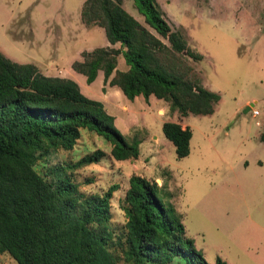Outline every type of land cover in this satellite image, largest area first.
<instances>
[{
	"label": "trees",
	"instance_id": "trees-1",
	"mask_svg": "<svg viewBox=\"0 0 264 264\" xmlns=\"http://www.w3.org/2000/svg\"><path fill=\"white\" fill-rule=\"evenodd\" d=\"M124 0H84L85 26L103 28V46L82 52L72 68L92 83L99 70L103 85L117 86L127 99L150 95L168 103L171 112L210 115L220 94L190 78L193 68L178 56L200 61L184 35L172 30L157 0H133L145 23L124 7ZM121 55L126 70H118ZM104 90V87H103ZM103 103L82 93L70 78L42 74L33 63H18L0 51V254L16 264H209L186 234L169 190L132 175L124 196V231L111 229L110 199L105 193L85 195L69 170L97 163L105 152L95 149L77 161L48 168L50 178L35 169L58 150H72L82 129L111 145L122 161L139 156L140 139L128 141ZM162 132L178 159L190 152L191 129L165 121ZM264 141V134L261 135ZM213 264H227L217 256Z\"/></svg>",
	"mask_w": 264,
	"mask_h": 264
},
{
	"label": "rangeland",
	"instance_id": "rangeland-1",
	"mask_svg": "<svg viewBox=\"0 0 264 264\" xmlns=\"http://www.w3.org/2000/svg\"><path fill=\"white\" fill-rule=\"evenodd\" d=\"M83 1L0 0V51L18 63H31L44 55L48 64L65 65L76 57L77 49L82 60L83 51L107 45L104 30L98 26H86L80 39H72ZM157 3L171 29L181 32L189 47L203 56L200 61L187 55L178 58L193 68L190 78L220 94L214 112L182 118L163 100L153 97L147 104L140 95L133 101L120 90L108 93L106 102L102 77L90 84L80 80L83 94L106 102L105 109L116 117L115 125L128 141L138 136V158L113 159L108 141L82 129L72 150L56 151L35 169L50 178L49 167L71 164L95 149L103 150L99 162L68 169V174L85 195L103 194L117 186L110 199L114 233L124 231L129 178L140 175L172 193L187 236L209 264L217 256L227 264H264V141L260 138L264 134V0ZM123 7L161 38L145 23L133 0H124ZM118 57L116 68L126 70L123 57ZM245 106L251 107L247 113ZM252 109L259 114L253 116ZM171 120L192 131L189 155L181 159L162 132V123ZM0 264L16 261L3 253Z\"/></svg>",
	"mask_w": 264,
	"mask_h": 264
},
{
	"label": "crops",
	"instance_id": "crops-1",
	"mask_svg": "<svg viewBox=\"0 0 264 264\" xmlns=\"http://www.w3.org/2000/svg\"><path fill=\"white\" fill-rule=\"evenodd\" d=\"M81 10V9H80ZM80 24L77 26V32L76 31H73V37H72V39L74 40V39H80V35H82L81 33H83V32H85V30L87 31V27L85 26V24H83L82 23V21H81V17H80ZM77 34V35H76ZM80 34V35H79ZM116 44H119V43H116ZM116 44H114V45H111L108 41H107V45H105V46H113V47H116ZM74 56H76V57H73V59H69L67 62H66V64L65 65H59V64H57V63H52V64H48V62H46L45 60L47 59L44 55H42L41 56V58L40 57H36L35 59H34V61H32L31 63H33V64H35L37 67H38V69H39V71L42 73V74H44V75H47V76H57V77H65V78H70V79H72V80H74V81H76L77 83H79V81L81 80V81H83L84 79H86V77L83 75V74H81V73H78V72H76L75 70H73V68H72V63L75 61V60H79V59H81V51H78V49L75 51V53H74ZM45 57V59H43ZM53 57H54V55H53ZM118 61H119V57H117V63H118ZM119 70V69H118ZM123 71V70H122ZM100 77H102V78H104V76H103V71H101V70H99L98 71V73H97V76H96V78H95V80L96 79H98V78H100ZM94 80V81H95ZM93 81V82H94ZM102 86H104L105 87V92L104 91H102V96L103 97H106L107 96V98H106V102H107V99H108V93H110V92H112V91H117L118 92V90H120L117 86H110L109 84H106V85H103V82H102ZM121 91V90H120ZM122 92V91H121ZM123 94V93H122ZM124 95V94H123ZM141 95V94H140ZM140 95H138V96H136L134 99H133V101L137 98V97H140ZM125 96V95H124ZM143 96V95H142ZM102 97V98H103ZM126 97V96H125ZM153 95H150L147 99H145L144 97H143V100L148 104V102L150 103V101H152V99H153ZM102 98H100V99H102ZM157 99V98H156ZM104 100V99H103ZM102 103H103V105H104V107H105V105H106V102L105 101H101ZM122 108L124 109V110H127L128 108H129V106L128 105H126V104H124V105H122ZM176 113V112H175ZM186 117V116H185ZM114 118H115V120H116V117L114 116ZM182 118H184V117H182ZM115 120H114V122H115ZM171 121H173V120H171ZM134 122V121H133ZM174 122H178V123H180L181 125H182V127L184 128V127H186L185 125L186 124H184V123H182V122H179L178 120H176V121H174Z\"/></svg>",
	"mask_w": 264,
	"mask_h": 264
},
{
	"label": "water",
	"instance_id": "water-1",
	"mask_svg": "<svg viewBox=\"0 0 264 264\" xmlns=\"http://www.w3.org/2000/svg\"><path fill=\"white\" fill-rule=\"evenodd\" d=\"M253 105V104H252ZM250 106H245V108L243 109V112L244 113H247V112H249L250 111Z\"/></svg>",
	"mask_w": 264,
	"mask_h": 264
},
{
	"label": "built area",
	"instance_id": "built-area-1",
	"mask_svg": "<svg viewBox=\"0 0 264 264\" xmlns=\"http://www.w3.org/2000/svg\"><path fill=\"white\" fill-rule=\"evenodd\" d=\"M258 114H259L258 110L252 109V115H253V116H256V115H258Z\"/></svg>",
	"mask_w": 264,
	"mask_h": 264
}]
</instances>
